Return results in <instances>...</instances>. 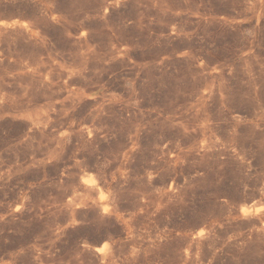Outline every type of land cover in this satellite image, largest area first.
I'll return each instance as SVG.
<instances>
[{
	"label": "rangeland",
	"instance_id": "374dc122",
	"mask_svg": "<svg viewBox=\"0 0 264 264\" xmlns=\"http://www.w3.org/2000/svg\"><path fill=\"white\" fill-rule=\"evenodd\" d=\"M0 264H264V0H0Z\"/></svg>",
	"mask_w": 264,
	"mask_h": 264
},
{
	"label": "bare ground",
	"instance_id": "6f19581e",
	"mask_svg": "<svg viewBox=\"0 0 264 264\" xmlns=\"http://www.w3.org/2000/svg\"><path fill=\"white\" fill-rule=\"evenodd\" d=\"M109 204V203H108ZM106 245V244H105ZM105 250V249H104Z\"/></svg>",
	"mask_w": 264,
	"mask_h": 264
}]
</instances>
